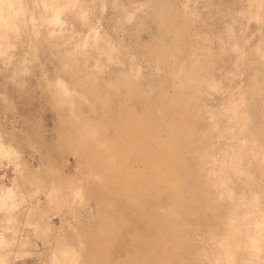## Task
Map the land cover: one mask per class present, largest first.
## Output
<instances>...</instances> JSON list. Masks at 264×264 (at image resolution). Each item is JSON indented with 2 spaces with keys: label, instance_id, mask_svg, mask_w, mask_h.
Here are the masks:
<instances>
[{
  "label": "rangeland",
  "instance_id": "obj_1",
  "mask_svg": "<svg viewBox=\"0 0 264 264\" xmlns=\"http://www.w3.org/2000/svg\"><path fill=\"white\" fill-rule=\"evenodd\" d=\"M0 264H264V0H0Z\"/></svg>",
  "mask_w": 264,
  "mask_h": 264
}]
</instances>
